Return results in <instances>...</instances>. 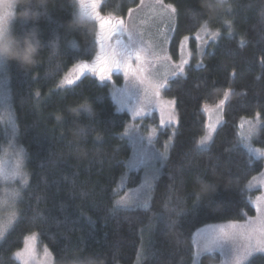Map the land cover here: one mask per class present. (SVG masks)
Returning <instances> with one entry per match:
<instances>
[{
	"label": "trees",
	"instance_id": "16d2710c",
	"mask_svg": "<svg viewBox=\"0 0 264 264\" xmlns=\"http://www.w3.org/2000/svg\"><path fill=\"white\" fill-rule=\"evenodd\" d=\"M164 1L176 8L173 58L183 35L203 22L221 34L206 46L201 64L189 63L160 90L174 99L177 120L172 132L166 126L155 140L169 145L151 188L150 211L115 206L116 197L140 181L141 169L126 166L134 157L123 134L128 114L117 109L109 83L85 70L73 85H61L73 64H89L95 55L96 21L69 26L76 0H27L24 7L39 15L36 20L13 17V11L11 31L19 36L35 29L43 47L31 67L9 61L0 74L7 79L27 173V184L16 185L20 195L5 211L15 219L0 240V264H20L14 252L31 233L49 249L52 264H192L198 227L255 213L247 182L264 162L240 143L239 122L259 115L253 141L264 146V0ZM138 2L101 0L99 9L124 16ZM220 100L222 123L200 148L206 109ZM197 197L202 199L194 207ZM218 259L204 254L199 264ZM245 264H264V254Z\"/></svg>",
	"mask_w": 264,
	"mask_h": 264
},
{
	"label": "rangeland",
	"instance_id": "374dc122",
	"mask_svg": "<svg viewBox=\"0 0 264 264\" xmlns=\"http://www.w3.org/2000/svg\"><path fill=\"white\" fill-rule=\"evenodd\" d=\"M226 1V0H219ZM164 4H171L165 2ZM13 0H0V21L6 22V26L10 28L13 15ZM101 0H98L97 11L102 17L105 18H119L125 22L128 29L133 32L134 35L140 40V45L147 50V55L151 60L153 54L161 57L160 60L155 61L154 66L150 63L147 73L140 74L144 77V83L140 84L139 80L134 77L126 79L122 71L114 72L111 74V78L105 80L110 85V91L116 107L120 111H126L128 114V121L126 129L124 128L123 134L128 135L132 146V156L130 161H139L142 156H146L147 153H166V148L169 145V141H166L163 147L156 145V137L159 131L166 127L161 124V120L167 121L169 116L175 117V123L177 115L174 108V103L169 104L168 101H174L172 97L164 96L160 94L157 98L152 90V83L155 81H162L166 77L169 80L171 72L175 70L174 65L179 64L181 61H187L196 65L201 64V55L204 52L206 46L210 42H214L218 39L221 34V30L218 27L210 25L208 22H203L200 27L191 34H185L180 39L176 50L175 58L169 50V44L173 35L176 12L172 14L170 11L162 10L156 0H139L138 4L132 6V13L128 12L124 16H116L113 14L101 13L99 6ZM174 8L175 6L171 4ZM82 11L87 13L82 15ZM76 13L83 18L93 19L97 23L96 30V42L101 33L99 28V21L94 18V14L91 12L89 0H76ZM206 28L207 31L202 30ZM11 29V28H10ZM211 33H217L218 35L214 38ZM199 34V39H197ZM188 37L187 40L184 38ZM125 42L127 37H123ZM113 46L114 42H113ZM101 51L100 46L97 42V51L95 55L87 60L89 65H92L96 61L97 54ZM163 57H171L170 60L163 59ZM81 62V61H79ZM73 64L69 69L66 76L61 79V82L66 78L74 79L80 72L77 70V63ZM133 67L135 68L136 62L133 60ZM3 63H0V67ZM184 66V67H185ZM3 73V67L0 74ZM99 80V66H97L96 72L91 71ZM116 74L120 75L121 81L119 82L116 78ZM65 86V84H61ZM60 86V87H62ZM147 91V95L145 92ZM220 100L214 105H211L206 109L207 123L205 131L198 140V146L200 148L208 146L214 137V134L222 123L223 120V105L220 104ZM11 103L8 99V86L7 79L5 76L0 75V166L7 169L9 166L14 165L17 158L24 161L25 155L23 148L18 144L16 139L15 130V119L12 111ZM139 112L140 115H136ZM175 123L168 125L170 132H172ZM261 124L259 115L252 117H243L239 122V137L242 146L253 156L260 157L259 152H264V146H259L254 143L253 139L257 133ZM249 128L252 129V134L248 141L245 143L243 137L248 134ZM152 137V143L149 145L148 137ZM207 138V139H206ZM205 141L203 144L201 141ZM147 147V153L145 148ZM263 162H264V158ZM161 161L156 160L155 165L151 162L140 165L139 167H130V170L141 169L140 181L134 186H127V188L119 194L115 201L116 207H123L118 202L124 200L131 203L137 198L150 197L149 185H153L154 179L160 171ZM26 172V170H25ZM128 176V174H126ZM16 185H20L19 181L5 182L0 177V224H3L5 231L0 234V240L10 227L11 223L15 219V213L5 212L7 209H12L15 198L8 195L11 191L16 189ZM247 188L253 191L251 195V203L254 206L255 213L252 216L244 220H232L228 222H216L198 227L192 234L194 241V251L192 257V264H199L202 255L217 253L219 259L212 261L211 264H233L234 252L229 246H225L223 249H216L212 253H205L200 249L206 244L208 229L214 226L227 225L229 223L245 224L251 218L253 221V227H261V224L257 217L264 213V166L262 170L253 174L248 182ZM257 197L261 199L257 202ZM149 201V199H148ZM257 203L261 209V213L257 212ZM4 210V211H3ZM21 253V255H16ZM263 253L264 252H255ZM252 254L251 256H253ZM14 256L17 258L20 264H52V254L47 247H42L37 244L35 236L31 233L28 234L22 246L14 252ZM250 256V257H251ZM248 257L243 264H245ZM134 264H138L136 261Z\"/></svg>",
	"mask_w": 264,
	"mask_h": 264
},
{
	"label": "snow or ice",
	"instance_id": "6c2138e0",
	"mask_svg": "<svg viewBox=\"0 0 264 264\" xmlns=\"http://www.w3.org/2000/svg\"><path fill=\"white\" fill-rule=\"evenodd\" d=\"M143 2V0H141ZM98 0H89L91 12L94 14V18L99 21V28L101 33L98 37V44L101 51L97 54L96 61L89 65L87 63H82L77 65V70L83 73L85 70H90L96 72L97 66H99V78L101 81H105L111 78V74L114 72L122 71L124 77L128 79L129 77H134L139 80L140 84L144 83V77L142 75L138 76L137 73L144 74L148 71V65L151 63L154 66L155 61L160 60L161 57L153 54L151 60L147 55V50L140 45V40L136 35L131 32L128 27L125 25V22L119 18H105L100 15L97 11ZM156 3L159 4L160 8L165 11H170L172 14H175L176 8L171 4H164L163 0H156ZM132 9H129V13H132ZM82 11V15H85ZM0 27L6 28V22L0 21ZM202 30L207 31L206 28ZM215 38L218 34L211 33ZM127 37V41L123 39ZM185 40L188 37L184 38ZM197 39H199V34H197ZM113 42L114 45L113 46ZM163 59L170 60L171 57H163ZM133 60L136 62L135 68L133 67ZM185 64L187 61H181L179 64L174 65L175 70L171 72V77H176L182 75L185 71ZM79 77H77L78 79ZM74 80L71 78H66L63 83L65 85H73ZM168 83L167 77L162 81H155L152 83V90L157 98L160 97V90L165 88ZM227 92L225 96H227ZM147 95V91L145 92ZM167 103L172 104L174 101H168ZM221 105L224 104V101L220 102ZM87 107V106H84ZM136 115H140L139 112H136ZM175 123V117L169 116L168 120H161L163 126H168ZM252 134V129L249 128L248 134L242 139L246 143ZM207 139V138H206ZM149 145L152 143V137H148ZM205 141H201L203 144ZM147 153V147L145 148ZM259 156L264 158V152H259ZM160 160L163 164L164 155L162 153H147L146 156H142L139 161L132 162L126 165L127 167H139L140 165L147 164L151 162L153 166L155 161ZM0 177L7 183L9 181H19L21 185L27 184V173L25 172L24 161L20 158H17V161L14 165L9 166L7 169H4L0 166ZM149 190H151V185H149ZM8 195L12 198H15L20 195L19 189H14ZM148 197L137 198L136 200L129 203L128 201L118 202L125 209L127 208H136L142 209L144 211H150ZM202 197H197V200L194 204L200 202ZM261 197H257V202ZM188 210H181L177 215H184ZM257 212L261 213L259 204L257 203ZM261 227H253V221L250 218L249 221L245 224L239 223H229L227 225L214 226L208 229V236L206 244L200 249V251L205 253H212L216 249H223L225 246H229L234 252L233 264H243L248 257H250L255 252H264V213H261L257 217ZM177 221H172L176 223ZM3 224H0V234L5 231ZM16 255H21L17 253Z\"/></svg>",
	"mask_w": 264,
	"mask_h": 264
},
{
	"label": "clouds",
	"instance_id": "9594fccd",
	"mask_svg": "<svg viewBox=\"0 0 264 264\" xmlns=\"http://www.w3.org/2000/svg\"><path fill=\"white\" fill-rule=\"evenodd\" d=\"M27 0H13V17H20L24 20H36L39 15L31 14L30 10L24 5ZM17 6H22V11L16 12ZM83 17L78 14L75 19L69 22L70 27H76L81 24ZM43 45L35 29L26 31L23 35L14 34L7 26L0 27V63L15 61L21 68L31 67L37 60ZM87 264H103V261L89 260Z\"/></svg>",
	"mask_w": 264,
	"mask_h": 264
}]
</instances>
